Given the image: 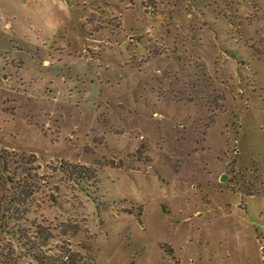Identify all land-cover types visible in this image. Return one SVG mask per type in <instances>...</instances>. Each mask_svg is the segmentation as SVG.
Wrapping results in <instances>:
<instances>
[{"label": "rangeland", "instance_id": "obj_1", "mask_svg": "<svg viewBox=\"0 0 264 264\" xmlns=\"http://www.w3.org/2000/svg\"><path fill=\"white\" fill-rule=\"evenodd\" d=\"M0 153V264H264V0H0Z\"/></svg>", "mask_w": 264, "mask_h": 264}, {"label": "trees", "instance_id": "obj_2", "mask_svg": "<svg viewBox=\"0 0 264 264\" xmlns=\"http://www.w3.org/2000/svg\"><path fill=\"white\" fill-rule=\"evenodd\" d=\"M7 154L0 153V159L4 169L6 171L4 156ZM3 212L6 210L5 204H2ZM2 211V210H1ZM4 214V213H3ZM1 218V215H0ZM36 235H39V238L43 240V245L45 246L44 251L39 250L32 251V256L36 260L38 264H91L92 259L86 260V258L78 252H73L69 248H61L55 253H50V249L47 248V243L52 237L50 233L46 231H41L39 226L34 227ZM21 231V228L17 230V232ZM24 235H20L17 237L18 243H23ZM37 238V237H36Z\"/></svg>", "mask_w": 264, "mask_h": 264}]
</instances>
